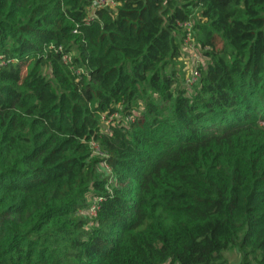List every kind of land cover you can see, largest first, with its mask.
Listing matches in <instances>:
<instances>
[{
    "label": "trees",
    "instance_id": "1",
    "mask_svg": "<svg viewBox=\"0 0 264 264\" xmlns=\"http://www.w3.org/2000/svg\"><path fill=\"white\" fill-rule=\"evenodd\" d=\"M117 1L0 0V264H264V0Z\"/></svg>",
    "mask_w": 264,
    "mask_h": 264
},
{
    "label": "built area",
    "instance_id": "2",
    "mask_svg": "<svg viewBox=\"0 0 264 264\" xmlns=\"http://www.w3.org/2000/svg\"><path fill=\"white\" fill-rule=\"evenodd\" d=\"M118 5H119V3L117 0H92L91 5H90L89 16L90 17L93 16V12L95 10H111V11H113L118 7ZM179 27L184 34L183 42L185 44H187L191 40V35H192L191 25H190V23H182V24H180ZM53 50H55V52L60 56V60L64 64L70 63V56L71 55L68 53H64L61 46L55 47ZM195 77H196L195 72H192L191 75L189 76V78L186 79L185 84L187 85V87L194 84ZM188 79H190V80L187 81ZM113 117H115V116H113ZM129 119H131V118H129ZM101 120L104 122L105 125H108L109 122H106L104 120V115L101 116ZM104 131L106 132L107 129H104ZM90 146L93 149L94 154H97V150H96L94 144L91 143ZM99 171L103 174L104 177H108L110 175L109 169L105 163L99 164ZM99 202H100V198H98V197H96V198L87 197V206L88 207L85 211L82 212V214L86 215L88 218H94L95 214H96V210H97V205L99 204Z\"/></svg>",
    "mask_w": 264,
    "mask_h": 264
},
{
    "label": "rangeland",
    "instance_id": "3",
    "mask_svg": "<svg viewBox=\"0 0 264 264\" xmlns=\"http://www.w3.org/2000/svg\"><path fill=\"white\" fill-rule=\"evenodd\" d=\"M205 61L203 60V56L199 51V48L196 47L193 35H191V40L187 44L183 42L182 39V50L179 55V58H177L173 65H170L166 68V71L172 70L174 74L176 75V80H178L179 84L184 87V89L187 91V94L189 95L191 92V89L196 84L185 88L186 79L189 78L192 72L196 70L197 66L203 65ZM188 79L187 81H189ZM237 254L234 251V253H230L228 256V264H238L237 263Z\"/></svg>",
    "mask_w": 264,
    "mask_h": 264
}]
</instances>
